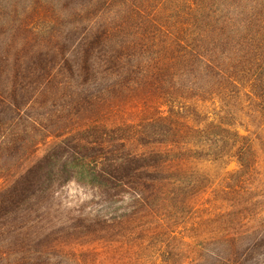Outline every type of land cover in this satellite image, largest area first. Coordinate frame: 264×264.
<instances>
[{
    "label": "trees",
    "instance_id": "1",
    "mask_svg": "<svg viewBox=\"0 0 264 264\" xmlns=\"http://www.w3.org/2000/svg\"><path fill=\"white\" fill-rule=\"evenodd\" d=\"M97 1L69 47L0 53V169L18 163L0 173V264H264L248 128L264 125V9ZM68 181L105 213L57 217Z\"/></svg>",
    "mask_w": 264,
    "mask_h": 264
},
{
    "label": "rangeland",
    "instance_id": "2",
    "mask_svg": "<svg viewBox=\"0 0 264 264\" xmlns=\"http://www.w3.org/2000/svg\"><path fill=\"white\" fill-rule=\"evenodd\" d=\"M8 8L0 10V53H31L27 50V46H34L32 52L35 53L38 47L47 49L53 38H68L67 46L76 39L80 30L88 21L94 17L96 8L102 5L97 0H7ZM151 7H155L158 0H149ZM233 4L237 6L242 13H251L250 9L256 8L255 12H262L264 9V0H227L223 5ZM75 9L78 12H75ZM106 11H109L106 9ZM81 12V13H80ZM166 13V9L163 10ZM108 19V18H107ZM26 20L33 31L23 29L19 30V23ZM53 21V22H51ZM100 20H98L99 23ZM111 21V20H109ZM239 27H241L239 25ZM38 31V32H37ZM37 32L35 35H33ZM56 33V36L52 34ZM49 37H52L50 39ZM29 39V40H28ZM52 40V41H49ZM57 39V40H58ZM28 40V41H27ZM27 41V42H26ZM26 42V43H25ZM25 45L26 47H22ZM56 45V44H53ZM59 47V46H57ZM244 99H247L244 96ZM252 109V108H251ZM250 108L244 109V112L253 113ZM253 115V114H252ZM239 123H247L249 117L241 114ZM244 121V122H241ZM250 123V122H249ZM250 133L255 137L258 147L259 166L264 172V125L258 126L254 123L248 125ZM241 133H246L239 128ZM52 141V140H51ZM40 154L44 151L45 146L41 147ZM18 163L10 168L2 167L0 173L8 175L17 172ZM228 170L236 169V163L232 160L228 165ZM218 171L217 173H219ZM220 175V174H219ZM261 182L264 183V174L261 175ZM57 202L59 203V211L57 217H76L80 213L84 214H101L107 210V203L101 201L99 193L96 189H92L87 185H81L75 181L65 182L58 189ZM59 264H81L80 261L71 258H62ZM110 264V263H108Z\"/></svg>",
    "mask_w": 264,
    "mask_h": 264
}]
</instances>
